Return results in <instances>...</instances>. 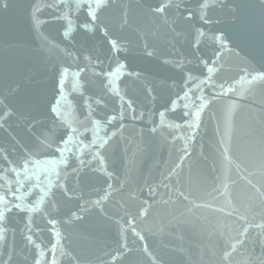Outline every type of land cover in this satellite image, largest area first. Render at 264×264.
Wrapping results in <instances>:
<instances>
[{"label":"water","instance_id":"95a60500","mask_svg":"<svg viewBox=\"0 0 264 264\" xmlns=\"http://www.w3.org/2000/svg\"><path fill=\"white\" fill-rule=\"evenodd\" d=\"M260 74L264 0H10L0 264H264Z\"/></svg>","mask_w":264,"mask_h":264},{"label":"snow or ice","instance_id":"6c2138e0","mask_svg":"<svg viewBox=\"0 0 264 264\" xmlns=\"http://www.w3.org/2000/svg\"><path fill=\"white\" fill-rule=\"evenodd\" d=\"M10 2V0H0V12H2L4 10V8L7 6V4ZM61 3H63V0H60ZM111 0H75L76 3V8L80 9L82 7V4L86 6L87 8V15L90 17L91 20H96L97 18V11L103 7H106L108 3H110ZM201 4L204 5L207 3V0H200ZM223 0H216V3H222ZM40 11L39 6H37V8L35 10H33L32 15L35 16L37 12ZM204 9L201 8V17L205 19V16L203 15ZM65 16H67L68 14L65 13ZM83 27L88 28V24L85 23L83 25ZM71 28H72V22L71 20H69L68 22V29L63 32V35L65 37H68L70 35L71 32ZM107 34V33H105ZM214 39H216V37H214ZM219 39L221 41L224 40L223 36H220ZM113 44H115V42L113 41ZM206 66V65H205ZM124 68V65L122 64H118L116 67L115 72H117L119 75H121L122 70ZM66 71V70H65ZM256 79H260V80H264V74H260L256 77ZM63 84H64V80H63V73L60 74V77L58 78V93H63ZM109 85H111V80L109 81ZM58 100H54L52 106L50 107V111H52L53 114L57 113V107L56 105L58 104ZM97 104L100 103L99 100L96 101ZM0 108L3 109V111H0V127H4V122L6 120H8L12 113V110L10 108H7L4 104H3V98L0 97ZM109 121H105V123H108ZM47 133H52L55 134L54 128L51 129H47ZM47 133L45 132V130H42V133L37 137V142L42 144L46 141V137H47ZM67 139V135L65 136ZM61 143H63V141H61ZM5 153L6 150L3 148H0V159H5ZM28 161L26 159H21L20 161V167L22 168L24 166L25 163H27ZM8 163L11 164L12 161L10 159H8Z\"/></svg>","mask_w":264,"mask_h":264}]
</instances>
